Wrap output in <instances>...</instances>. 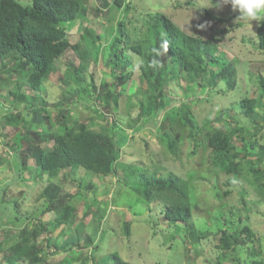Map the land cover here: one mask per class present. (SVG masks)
Segmentation results:
<instances>
[{
	"label": "rangeland",
	"instance_id": "obj_1",
	"mask_svg": "<svg viewBox=\"0 0 264 264\" xmlns=\"http://www.w3.org/2000/svg\"><path fill=\"white\" fill-rule=\"evenodd\" d=\"M80 2L85 18L70 29V41L75 43L85 27L101 37L88 71L73 72L79 56L68 49L55 60L54 71L41 88L28 90L21 82L26 73L24 65L0 62V68H11L10 72L0 70V256L11 251V245L26 244L25 237L32 238L37 248H30L32 252L21 258V264H34L33 257L48 264H264V188L259 187L248 167L252 164L264 174V53L258 47L259 22L237 18L239 13L230 5L223 6V0H125L118 9L113 0ZM156 11L168 15L187 34L208 41L217 38L218 52L235 73L232 86L220 80L213 88L197 87L193 93L183 92L186 83L182 78L168 81L164 91L171 101L153 121L138 67L141 57L125 51L128 69L117 66L119 76L114 78L109 45L117 34L119 18H124L130 41H137L146 35L148 15ZM130 70L133 74L125 88L122 83ZM141 83V91H137ZM12 90L20 94L14 96ZM107 94H111L110 110L100 101ZM83 95L87 103L80 98ZM243 97L260 98L261 105L254 107L250 116L243 113ZM95 107L105 112V118L97 116ZM29 110L48 115L54 128L62 127L66 117L86 120L89 125L96 122L91 129L104 132L111 129L114 120L126 132L114 171L98 175L83 168L65 170L64 182L50 181L45 172L36 169L31 154L41 136L31 131L38 128L12 122L21 121ZM141 122L145 123L143 128L135 131ZM247 125L262 135L251 148L255 154L240 159L244 154L240 152L235 160H241L242 170L227 174L223 166H217L216 152L205 144L204 137L215 129L228 128L235 131L233 143L240 147L252 137L245 129L237 130ZM18 129L30 131L33 139L23 138V147L16 150L11 137ZM41 145L44 150L52 147L46 142ZM16 153L24 164L20 175ZM126 165L140 166L156 176L173 173L186 182L191 215L180 224L185 230L175 233L174 224L163 220L168 202L157 199L148 203L132 188L131 183L141 180L142 174L127 177ZM31 171L33 176H29ZM261 179L264 181V176ZM43 200H50L52 208L37 218L30 217ZM12 201L18 205L17 224L11 221ZM126 223L128 234L124 231ZM244 226L249 231H244ZM220 229L239 231L244 243L237 249L217 247ZM77 236L78 242L66 248V243ZM232 256L239 260H231Z\"/></svg>",
	"mask_w": 264,
	"mask_h": 264
},
{
	"label": "trees",
	"instance_id": "obj_2",
	"mask_svg": "<svg viewBox=\"0 0 264 264\" xmlns=\"http://www.w3.org/2000/svg\"><path fill=\"white\" fill-rule=\"evenodd\" d=\"M124 1L113 0L112 3L118 9L125 5ZM126 4L128 5V2ZM84 18L85 8L80 0H28L26 3L21 0H0V62L17 61L18 64H23L26 73L21 82L28 90L41 88L42 82L54 71L55 60L64 55L68 49H72L79 56V64L74 67L73 72L88 71L91 57H95L99 50L100 35L85 27L75 43H72L69 38L70 29L77 21ZM212 19L219 20L213 16ZM256 32L258 47L264 53V21L259 22ZM216 41L217 38L208 41L185 33L168 15L160 11L148 15L146 35L140 40L130 41L122 16L117 20V34L109 45L111 73L116 78L119 76L115 72L117 66L122 67L123 70L128 69L129 60L125 57V51L131 50L141 57L138 64L140 77L145 84V93L149 96V118L155 121L159 110L166 108L171 101L164 91L170 80L184 79L186 83L183 87L184 93H193L197 87L213 88L220 80L232 86L231 81L234 80L235 72L228 68L227 60L218 52ZM0 70L10 72L11 68L2 66ZM132 74V70L127 71L126 80L122 83L123 87H128L127 81ZM63 78L62 75L59 77L62 80ZM141 87L142 83L136 90L141 91ZM11 93L18 96L20 91L12 90ZM33 98L31 101H34ZM80 98L87 103L86 96L83 95ZM110 99L111 94L100 97L103 108L104 106L109 108ZM259 100L260 98L254 97H243L240 100L245 116H250L254 112V107L261 105ZM94 111L98 117L105 118V112L101 108L95 107ZM60 112L61 117H64L62 115L64 110ZM64 119L62 127L54 128L48 115L42 116L29 110L23 113L21 121L12 120L18 124L20 122L23 125H29V127L34 125V128H38L37 131H31L35 132L36 137L41 135L35 140L31 149V154L36 161V169L45 172L47 178L57 184L66 180L65 170L83 168L98 175L113 172L120 157L119 146L124 144L126 132L115 125L114 120L109 131L100 132L91 129L90 125L94 126L96 122L92 121L89 125L86 120L71 121L66 117ZM144 124L141 122L134 127V130H140ZM253 128L247 125L237 129L239 131L245 129L249 137L252 136V139L243 141L240 147H235L233 143L235 131H229L228 128H218L211 134L205 135V144L216 152L217 166H223L222 169L227 174L236 175L242 170L241 160H235L240 152L244 153L240 159L255 154L251 148L258 144L262 135L258 131H252ZM29 137L33 139L30 131L21 132L18 129L11 137V141L18 150L23 147V138ZM237 137L242 136L237 135ZM43 142L52 147L48 150L42 149ZM15 159L20 175L24 164L17 153ZM248 167L254 179L258 181L259 187L264 188V181L261 179L264 176L262 170L252 164ZM124 171L127 177L140 172L141 180L133 181L132 188L148 203L157 199L168 202L162 212L163 220L174 224L175 233L185 230L180 224H185L189 219L191 205L187 197V184L180 176L173 173L160 176H156L155 173L147 174L146 170L137 165H126ZM33 174L34 172L31 171L29 176ZM227 182L231 183V178H228ZM75 192L85 195L84 191L76 190ZM225 193H228V190ZM10 205L14 211L11 221L17 224L20 220L16 211L18 205L15 201H12ZM52 206L50 200H43L42 205L29 216L37 218L44 215ZM128 227L126 223L124 228L126 234L129 232ZM243 230L249 231L247 226H244ZM217 235L215 244L220 248L237 249L239 244L244 243L243 239L239 238V231L228 233L225 229H220ZM78 238L79 236L68 241L66 248L75 245ZM24 239L26 244H15L13 247L11 245V251L4 252L0 256V264H21V258L32 252L30 248L32 250L37 248L31 241L32 238L24 237ZM231 260L238 261L239 257L232 256ZM33 263L48 264L46 260L43 261L38 257H33Z\"/></svg>",
	"mask_w": 264,
	"mask_h": 264
},
{
	"label": "clouds",
	"instance_id": "obj_3",
	"mask_svg": "<svg viewBox=\"0 0 264 264\" xmlns=\"http://www.w3.org/2000/svg\"><path fill=\"white\" fill-rule=\"evenodd\" d=\"M230 5L233 11L239 13L237 18L249 22L264 21V0H223V6ZM202 28L203 25H197Z\"/></svg>",
	"mask_w": 264,
	"mask_h": 264
}]
</instances>
